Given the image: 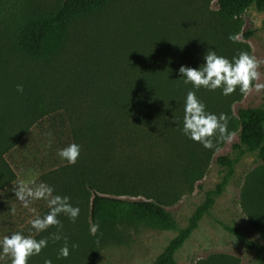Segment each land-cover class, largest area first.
Listing matches in <instances>:
<instances>
[{
	"label": "rangeland",
	"instance_id": "rangeland-1",
	"mask_svg": "<svg viewBox=\"0 0 264 264\" xmlns=\"http://www.w3.org/2000/svg\"><path fill=\"white\" fill-rule=\"evenodd\" d=\"M61 1L33 0V3L42 9H52ZM218 13L217 0H114L101 15L80 22L72 31L66 52L51 63L29 60L0 44V167L9 165L15 174L11 184L0 178V240L13 232L37 240L48 238V246L38 256L31 257L28 264H44L46 259L52 264H156L180 231L190 226L207 195L215 192L227 176L228 169L217 162L220 156L240 160L235 164V172L224 193L216 197L209 214L203 216L197 229L176 251L175 264H259L264 254L262 155L235 151L233 146L239 143L237 132L232 134L231 141L213 138L214 147L207 153L204 178L193 187L184 179L186 161L173 151L164 134L153 124L138 125L143 132L136 127V133L124 139V132L116 131L127 130L129 126H120L119 120H107L104 115L99 118L102 110L100 115L88 118L91 112H96L93 107L99 93L88 89L90 78L98 75L102 86L108 87L109 83H104L110 74L121 79V72L129 71L137 62L138 54L152 49L156 41L162 39L167 40V48L180 35L186 36L179 40L181 43L197 45L196 35L215 22ZM242 20L244 27L232 51L234 57L243 51L257 59L258 78L247 94L239 89L229 96L222 95L219 89L196 91L206 111L217 116L229 113L226 106L230 100L231 117H237L240 108L264 106V11L253 6ZM248 34L252 36L246 38ZM160 58L168 60L164 56ZM201 65L197 63V68ZM29 83L50 95L57 89L64 98V107L42 122L31 124L25 117L23 119L17 110L23 108L16 98L17 86L24 90ZM237 96L239 100L234 101ZM87 112L88 123L97 121L101 127L109 126L108 130L100 132L103 146L89 143H93L92 138L75 140L69 132V124H83L86 121L83 115ZM5 132L8 141L11 135L18 137L20 133L19 142L12 149L6 150ZM179 140L185 141L186 137ZM73 142L81 146V153L77 162L69 165L57 151ZM84 144H88V148ZM90 169L99 173L98 177L114 195L123 194L124 198L137 195L163 205L172 214L177 230L131 224L103 231L100 236L92 234L89 196L81 191L84 196L70 201L80 209L75 223L63 214L58 217L62 225L61 240L53 241L50 237L57 232L55 226L36 234L30 221L45 215L47 204L37 200L29 208L22 207L12 192L15 184L43 182L54 187L55 193H62L64 184L80 190L75 180ZM227 228L241 231L245 240H240ZM65 243L69 248L67 258L59 255ZM0 264H11L10 258L0 256Z\"/></svg>",
	"mask_w": 264,
	"mask_h": 264
},
{
	"label": "trees",
	"instance_id": "trees-1",
	"mask_svg": "<svg viewBox=\"0 0 264 264\" xmlns=\"http://www.w3.org/2000/svg\"><path fill=\"white\" fill-rule=\"evenodd\" d=\"M113 1L62 0L52 9H42L36 6L33 0H0V44L9 46L12 52L29 60L51 63L66 52L75 27L82 21L101 15ZM217 6V20L196 35L199 38L197 45L181 43L179 40L182 37L185 39L186 36L180 35L170 48H167V40L162 39L156 41L152 49L138 54L137 62L130 66L129 71L121 72V79L116 74H110L104 83H109L108 87L102 86L98 75L90 78L88 89L99 91L97 103L93 107L96 112H91L89 117L88 112L84 114L86 121L83 124H69L68 129L74 139L92 138L93 143H89L102 145L100 132L108 130L109 126L101 127L97 121H87V117L91 118L93 114L100 115V110L102 115L99 118L104 115L107 120H119L120 126H129L127 130L116 131L120 134L124 132V139L125 136L131 138L133 133H136V127L139 132H143L138 125L153 124L164 134L173 151L186 161L184 179L187 184L194 187L203 180L209 149L194 143L183 134L184 100L192 86L183 83L178 70L181 65L197 68V63H204L203 57L208 50L231 60L234 57L232 48L235 39L244 27L243 15L253 6L259 11H264V0H217ZM230 36L235 39H229ZM251 36L252 34L245 35L246 38ZM161 56L168 60H163ZM88 89L85 88L86 92ZM57 91L54 89L50 95L29 83L22 92L16 93L17 101L23 106L17 110L23 119L25 117L31 124L42 122L65 105L63 96ZM50 99L52 103L48 102ZM237 100L238 96L234 101ZM230 103L226 106L229 112L226 114L229 133L237 132L239 137V143L233 148L240 154L260 152V172L264 179V106L240 108L237 117H231ZM19 136L20 133L18 137L11 135L8 141V134L5 132L4 140L8 146L6 150L18 144ZM184 136L186 140L180 142L179 139ZM84 145L88 148V144ZM239 160H232L228 156L218 157V164L229 171L227 176L215 192L207 195L204 204L191 219L190 226L180 231L179 236L171 242L156 264H175L176 251L197 229L203 216L209 214L216 204V197L224 193ZM98 174L94 169L83 171L75 180L80 190L64 184L61 187L62 193H55L68 196L70 201L84 196L81 191L87 193L91 224L99 225L97 235L100 236L103 231L118 226L131 224H143L152 229L166 231L177 230L172 214L163 205L151 199L139 198L137 195L130 198H124L123 194L114 195V191L107 189L108 186ZM0 178H4L7 184L13 183L15 174L9 165L3 164L0 167ZM227 230L240 240H245L241 231L232 228ZM259 264H264V254L261 255Z\"/></svg>",
	"mask_w": 264,
	"mask_h": 264
},
{
	"label": "clouds",
	"instance_id": "clouds-1",
	"mask_svg": "<svg viewBox=\"0 0 264 264\" xmlns=\"http://www.w3.org/2000/svg\"><path fill=\"white\" fill-rule=\"evenodd\" d=\"M229 39L235 38L230 36ZM203 60L204 63L198 68L181 65L178 70L183 78V83L192 86V90L187 92L184 100L182 131L194 143H199L206 149H212L214 147L213 138L231 141L232 134L228 132L227 125L228 117L223 113L217 116L215 113L206 111V106L197 97L196 91L201 88L211 92L219 89L222 95L229 96L239 89L242 94H247L251 91L253 82L258 78L259 62L253 55L243 51L229 60L217 55L215 51L208 50ZM256 87L261 86L256 85ZM17 91L22 92V86L18 85ZM80 153L81 146L75 142L57 151V155L69 165H74L77 162ZM12 192L15 199L24 208H29L33 201L43 200L46 202L48 212L43 216H36L30 223L36 234L55 226L57 232L50 234L53 241L62 239L59 234L62 225L58 219L61 214L73 223L79 216V207H74L68 196L55 194L54 187L46 183L17 182ZM12 213L15 214V209H12ZM98 229L99 225H92L90 231L95 234ZM48 243V238L37 240L33 236L13 232L0 240V256H8L11 264H28L29 259L38 256L42 249L48 246ZM72 247L75 248L76 245L73 244ZM59 255L64 258L69 256L67 243L60 248ZM44 264H52V261L46 259Z\"/></svg>",
	"mask_w": 264,
	"mask_h": 264
}]
</instances>
